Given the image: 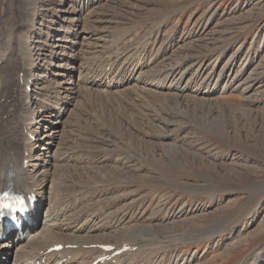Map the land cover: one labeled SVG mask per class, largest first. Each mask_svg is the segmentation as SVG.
Instances as JSON below:
<instances>
[{
  "label": "rangeland",
  "instance_id": "374dc122",
  "mask_svg": "<svg viewBox=\"0 0 264 264\" xmlns=\"http://www.w3.org/2000/svg\"><path fill=\"white\" fill-rule=\"evenodd\" d=\"M70 4L72 7L76 5ZM46 5L50 11L47 13L49 16L43 18V23L49 25L51 23L54 32L60 33L61 25L64 23L57 21L54 15V11H57L55 6L52 3L48 5L47 2ZM94 7L97 11L106 8L104 20L107 22L102 23L95 18V21L91 19L88 22L84 17L73 22L74 28L79 31L84 28L96 36L98 31L105 34L104 44L107 49L122 53L144 46L147 49L146 56H152L155 48L164 45L161 51L163 54L168 43H171L174 45L170 52L161 58L168 55L183 58L187 55L189 57L214 52L217 56L216 62L208 55L203 61L205 66L211 69L213 62L218 67L226 62L233 65L231 72L233 77H229L226 90L205 92L212 98L210 106L194 104L197 105L194 110L197 118L207 115L211 122L213 119L209 118L210 115L215 118L221 116L211 122L215 130L203 128L201 123L191 117L188 113L190 111L176 114L173 106L169 105L170 98L165 96L159 102L156 100L147 105L149 114L146 119L135 113H133L135 117L128 116V119L132 120L126 123L125 129L128 133L126 130L125 133L118 131L113 138L120 151L116 146L112 147V151L106 150L104 144L95 142L96 139L93 142L87 133L94 138L95 131L98 134L108 132L109 127L99 129L100 124L106 125L108 120L102 119L105 112L117 116L121 123L123 119L116 113L133 100L132 95L125 92L121 95L94 93L87 96L82 91L78 92L80 94L78 96L76 92L69 96L68 104H71L72 108L73 103H77L71 111L60 118V125L57 126L58 137L61 139L60 151H66L70 145L85 147L87 151L84 150L77 157L82 162L86 153H93L95 150H105L106 156L111 158L116 157V152L119 160L122 159L124 162L128 154L140 171L127 174L124 181L111 180L106 185L121 186L122 189L117 192L122 195L117 196L120 200H117L115 207H119L120 211H130L136 216H141L140 220L143 223L151 220L152 231L156 235H163L156 229V225L162 223L160 219L166 209L168 213L180 207H183L184 211L189 209L187 215L177 217L173 227H169L165 232L168 238H174V244L169 249L156 251L157 258L154 260L157 264L170 262L172 264V257L175 255L181 259H188V262L192 260L190 264H264V0H101ZM26 8L25 0H0V37L4 33L9 34L10 28L15 26L16 34L13 40L17 41L15 43L17 48L26 30L23 24ZM64 8H68L67 0ZM52 35L55 37L56 33ZM93 39L86 37L81 42L80 65L76 69L74 85L77 84L81 70V77H84L88 70L90 73L91 69L100 68L107 63V54L92 51L96 45ZM1 40L0 44L1 42L4 45L10 44L8 39ZM234 54H240V58L237 59V55ZM126 55L128 53H125ZM142 57L143 53L139 54L138 59ZM15 62V59H10L4 68L11 69L8 65L15 66L17 65ZM189 74L190 71H186L180 81L181 86L185 84ZM34 77L29 85L31 86L29 91L32 89L30 97L32 101L36 97ZM246 85V90H243ZM252 87L254 90L250 89ZM62 98L67 99L64 96ZM202 109L204 112L201 114ZM84 113L90 114L92 118L88 123L84 119ZM153 113L160 116H154ZM53 116L51 121L55 118ZM166 123L169 125L166 126ZM218 123L226 127H220ZM172 127H180V132L172 130L165 137L180 135L176 137L182 140L175 143L177 145L175 146L183 155L187 153L188 156L181 160L182 163L170 159L171 152L175 151L171 150L173 146L162 148V153H166L165 157L168 155L165 161L150 159L148 152H144L141 157L138 156L144 148L139 143L141 137L145 138L142 140L151 142L153 152L159 148L157 137ZM130 133L137 137L135 140L138 141L131 140ZM38 134L39 131L35 132V136ZM35 136L33 143L36 140ZM62 140L67 142L64 143ZM135 151L139 153L134 155ZM133 167L132 165L130 169ZM42 174L48 179L45 189L47 194L59 181L50 167ZM66 177L67 173H64L62 179ZM31 182L33 185L36 184V189L40 188L35 180ZM71 191H77L76 188L72 189V182L68 195L74 200L77 195ZM42 219L43 215L40 217L41 221ZM196 232L197 235L202 233L204 238L197 240L193 237ZM16 243L19 244L18 241H12V244Z\"/></svg>",
  "mask_w": 264,
  "mask_h": 264
},
{
  "label": "bare ground",
  "instance_id": "6f19581e",
  "mask_svg": "<svg viewBox=\"0 0 264 264\" xmlns=\"http://www.w3.org/2000/svg\"><path fill=\"white\" fill-rule=\"evenodd\" d=\"M99 1L101 2V0H67L68 8H64L65 0H25L27 12L23 24H25L26 30L20 39L21 43H19L18 48L15 45L17 41L13 40L16 34L15 26L10 28L9 34L4 33L1 36L5 40L8 39L10 44L4 45L2 42L0 44V191L5 185H11L15 192L33 194L39 199L34 205V213L29 215L28 221L23 222L22 229L17 231L14 239L10 237L9 233L0 234V264H91L104 254L113 252L106 251L104 249L106 245H114V249H118L128 244L135 249H128L105 262L99 261L98 264H157L154 260L157 258L156 251L169 249L174 244V238H168V234L165 232L169 227H173L177 217L189 213V209L184 211L183 207L170 213L166 209L160 219L162 223L156 225V229L160 230L163 235H156L152 231L151 220L148 223H143L140 220L141 216H136L130 211H120L119 207H115L117 200H120L117 196L122 195L117 191L122 187L106 185L111 180L124 181L127 174L140 171L136 168L135 162L130 160L131 157L127 154L124 162L122 159L119 160L116 152V157L111 158L109 156V158L104 153L105 150L100 151L98 149L99 151L86 153L85 160L79 161L77 157L87 149L80 147V145L79 147L70 145L66 151L61 152L59 148L61 139L58 137L57 126L60 125V118L66 112L71 111L77 103L74 102L72 108L71 104H68L69 96H73L76 92L78 94V92L84 91L87 96L88 94L94 95V93L121 95L126 92L132 95L131 99L133 100L125 104L126 106L121 105L125 108H121L118 113L115 112L121 115L122 122H119L120 119L116 118L117 116L105 112L106 116L104 115V118L102 116V119L108 120L106 125L101 121L99 129L104 130L109 127L108 132L98 134L95 131L94 138L87 133L92 141L96 139L95 142L104 144L106 150L110 151L113 146H116L118 150L120 149L113 138L118 131L125 133L127 121L128 123L132 121L128 119V116L132 118L133 113H135L146 119L149 114V106L147 105L156 100L159 102L165 96L170 98L169 105L173 106L172 109L175 110L176 114L190 111L188 113L191 117L201 123L203 128L215 130L216 128L211 122L216 121L221 116L217 118L208 116L213 119L211 122L206 117L207 115L197 118L196 113H194L197 105L194 104L200 103L201 106L210 104L212 98L208 97V93H205L207 90L209 92L217 89L219 91L226 90L229 77H233L231 76L233 65L225 62L221 67H218L214 64L217 58L214 52L189 57L187 55L183 58L169 55L168 58H161L170 52V48L174 45L171 43H168L163 54L161 51L164 45L155 48L152 56H146L147 49L144 46L138 50H132V48L122 53L107 49L104 44L105 34L98 31L96 36L84 28L80 31L76 30L73 23L84 17L88 22L95 18L106 23L104 13L107 6L99 11L94 9ZM46 2L48 5L52 3L55 6L57 11H54V15L57 17V21L60 20L64 23L61 25L60 33L54 32L51 23L50 25L43 23V18L50 11ZM70 3H76L77 6L73 5L72 7ZM53 33H56L55 37H52ZM1 37L0 41H2L1 39L4 40ZM86 37L87 39L94 38L96 41L92 51L107 54L108 60L104 66L97 69L93 68L90 73L88 70L86 75L82 74L84 77H81V70L77 84L74 85L76 69L80 65V45ZM172 49L174 50V48ZM125 53L128 55L125 56ZM142 53L144 57L138 59L139 54ZM98 55L100 54L98 53ZM208 55H211V59L214 61L211 69H208L203 62ZM234 55H237V59L240 58V54ZM159 58L161 59L159 60ZM10 59H15L17 65H8L11 69L4 68ZM186 71H190V74L185 84L181 86L180 81ZM33 76H35L36 86L34 101L30 100L32 89L29 91ZM241 83L239 82V84ZM86 86L88 88H85ZM91 87H97V89ZM246 88L247 85L243 87V90ZM62 96L67 97V99L64 100ZM191 101L192 103H190ZM138 107L141 109H135ZM202 112H204L203 109L200 113L202 114ZM208 112L212 114L210 110ZM52 115L55 117L53 121H51ZM83 115L87 123L89 119H92L90 114L84 113ZM152 115L160 116L158 113ZM165 125L168 126L169 123ZM218 125L220 127L225 126L220 123ZM180 129V127H172L163 134H158V147L161 149L157 148L153 152L151 142L148 143L146 140H142L145 138L141 137L139 143L145 150L142 149L138 156L141 157L144 152H148L150 159L165 161L168 155L165 157L166 153H162V148L173 146L171 150L175 149V151L171 152L172 158L170 159L181 161L187 156V153L183 155V152L176 148L177 142L182 140L177 138L180 135L165 137L172 130L180 132ZM37 131L40 134L35 136ZM130 134L131 140L137 138L132 133ZM34 136L36 140L33 143ZM137 152L135 151L133 154L135 155ZM200 158L202 159V157ZM132 165L134 167L130 169ZM49 167L58 177L59 182L56 185L59 186L53 187L52 185L53 188L48 190L49 192L46 194L48 179L42 173ZM64 173H67V177L62 179ZM32 180H35L40 188L36 189V184L33 185ZM71 182L72 189H77V191H71L77 195L74 200L68 195ZM43 192L45 193L43 194ZM41 215H43V219L40 222L39 217ZM0 227L3 231L6 228L4 225ZM197 234L198 232L193 236L197 240L204 238L202 233ZM20 238L23 241L21 240L19 244H12L13 240L18 241ZM27 238L29 239L26 241ZM59 244L64 246L62 250H51V247ZM172 259V264H190L192 261L188 262V259H181L180 256L176 255Z\"/></svg>",
  "mask_w": 264,
  "mask_h": 264
},
{
  "label": "snow or ice",
  "instance_id": "6c2138e0",
  "mask_svg": "<svg viewBox=\"0 0 264 264\" xmlns=\"http://www.w3.org/2000/svg\"><path fill=\"white\" fill-rule=\"evenodd\" d=\"M9 195V192H3L2 194H0V201L8 199ZM0 207H7V204L0 203Z\"/></svg>",
  "mask_w": 264,
  "mask_h": 264
}]
</instances>
